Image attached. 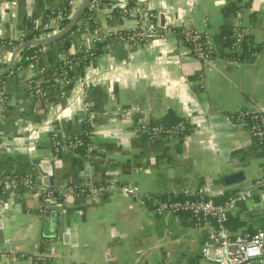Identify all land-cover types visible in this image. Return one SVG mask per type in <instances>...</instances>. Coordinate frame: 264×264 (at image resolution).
Returning a JSON list of instances; mask_svg holds the SVG:
<instances>
[{
  "label": "crops",
  "instance_id": "1",
  "mask_svg": "<svg viewBox=\"0 0 264 264\" xmlns=\"http://www.w3.org/2000/svg\"><path fill=\"white\" fill-rule=\"evenodd\" d=\"M64 9L66 0H0V39L17 40L38 26L52 35L56 20L47 15ZM122 9L130 12L123 19ZM159 13L171 17L175 30L187 26L206 35L214 65L198 61L171 34L136 47L110 40L81 69L72 62L66 74L50 75L64 54L54 42L0 81L6 99L0 177L42 181L52 175V186L45 187L61 203L58 224L39 215L38 195H0V252L6 251L0 264H211L201 259L200 244L212 223L157 216L145 202L151 196L179 200L201 190L216 201L247 191L250 197L228 215L227 228L232 234L264 230V186H256L264 153L231 118L264 112V0H106L95 26L100 34L159 29ZM235 13L250 36L240 62L230 65L224 58ZM87 32L76 29L67 55L85 44ZM10 52L1 53V68ZM30 80L41 82L37 99L28 95ZM168 112L187 125L183 137L150 141L138 133ZM84 133L89 155L65 153L51 143L54 137L64 145ZM234 171L242 180L225 186L222 176ZM111 183L134 188L137 197L116 190L90 198L58 195L70 185ZM34 254L42 260L34 261Z\"/></svg>",
  "mask_w": 264,
  "mask_h": 264
},
{
  "label": "built area",
  "instance_id": "2",
  "mask_svg": "<svg viewBox=\"0 0 264 264\" xmlns=\"http://www.w3.org/2000/svg\"><path fill=\"white\" fill-rule=\"evenodd\" d=\"M82 0H66V9L56 11L54 19L56 20V28L52 32H58L64 25L58 26V22L68 19L72 16L75 9ZM98 0H88L85 10H87V17L79 24L80 28H86L88 37L85 40V46L91 45L94 42L102 40H116L125 45L138 46L147 41L158 40L165 38L171 34L179 36L180 41L186 45L188 52L201 63L207 67L214 65L215 56L212 54V47L210 39L200 33L199 31L190 27H179L178 32L173 28L171 21L166 28L159 29H145L143 26L134 29L131 32H125L124 35L118 34L113 39H110L115 31H110L105 34H100L98 28L95 26L98 17ZM130 13L126 9L121 10L123 19ZM94 25V26H92ZM92 26V29L90 27ZM51 33L42 35L35 39L47 37ZM72 35V34H71ZM250 36V28L242 24L240 13H235L230 19L229 39L227 44V55L224 58L228 64L237 65L240 60L239 56L242 49L247 44ZM43 49V48H41ZM250 53V52H249ZM253 57L252 53L249 55ZM33 57V56H32ZM32 57H25L24 60H30ZM18 55L16 56V59ZM61 62L59 73L66 74L68 68L73 65L72 62L65 60L64 54L58 55L54 65ZM75 64V63H74ZM59 73H56L59 74ZM57 76L52 77V82L59 84L60 81ZM63 81V80H62ZM61 81V82H62ZM41 82L30 80L27 83L28 95L32 98H38L42 95L40 89ZM6 99L2 88L0 86V123L2 120V113L4 110ZM50 105V104H48ZM238 124L243 125L250 138L261 144L264 150V112L261 109L256 111H240L238 116ZM184 122L180 121L173 129H164L159 125H151L142 127L138 133L144 135L150 141L158 138L165 139H180L184 135L180 132L184 130ZM54 147H59L60 151L65 153H74V150L81 145L77 138H70L64 145H59L55 138L51 139ZM91 153L90 144H85V155ZM264 153V152H263ZM256 186H264V175L258 180ZM116 190L120 196L136 198L134 188L121 186L111 183L108 185L95 186L86 184V186L70 185L58 192V195H76L92 197L97 192H109ZM16 192H30L38 195L40 202L39 215L44 212V208L49 205L60 207L59 199L54 198L53 190L44 187L40 180L29 177H16L12 175H3L0 177V195L6 193ZM250 197L247 191H240L235 196L227 198L226 200L215 202L214 200L204 197L201 190H198L190 197L183 199H167L157 196L148 197L145 202L151 208V212L157 216L164 214L168 215H187L194 220L195 225L201 221H210L212 228L209 230L200 244V256L205 262L211 264H264V230H257L253 233H238L232 234L227 228L228 215L236 207L237 202H243ZM6 251L0 252V257H4ZM38 254H34L35 260H42Z\"/></svg>",
  "mask_w": 264,
  "mask_h": 264
},
{
  "label": "trees",
  "instance_id": "3",
  "mask_svg": "<svg viewBox=\"0 0 264 264\" xmlns=\"http://www.w3.org/2000/svg\"><path fill=\"white\" fill-rule=\"evenodd\" d=\"M106 3V0H98L97 1V8L101 9ZM48 18H54L55 17V13H51L50 15H47ZM87 17V10H85L83 12V14L81 15L80 19H79V24ZM66 24V19H63L62 21L58 22V26H62ZM79 24L76 25L68 34H66L65 36H63L62 38H60L58 41H56V43L59 44V51L64 53V57L65 60L68 62H74L76 64V67L78 69H81L84 65L87 64V62L91 59L94 58L98 55H100L102 53V50L104 48V46H106L110 40H102L100 42H94L91 45H89V47L85 46L83 43L82 45L79 46L77 52L74 55H67V49L70 46V36L71 34H73L74 32H76V29L79 27ZM94 26V25H92ZM92 26L90 27V29H92ZM178 32V30H176ZM50 32V29H41V27H36V28H32V29H28L24 34H22L17 40H6V39H0V55L3 52H10L14 47H16L19 43H22L24 41H28L31 39H35L38 38L42 35H45L46 33ZM118 34H122L124 35V32H116L115 34H112V36H110V39H113L114 37H116ZM48 44L46 45V47L52 45ZM45 46H37V47H31V48H27L22 50L21 52H19L18 54V58L15 62V64L12 67V70H15L18 67H22L24 65H26L29 61L33 60L38 51L41 48H44ZM33 56V57H32ZM25 57H32V59L30 60H24ZM61 62L53 65L50 69V75H52L53 73H57L59 71V68L61 66ZM1 68V67H0ZM5 77L2 76L0 77V81ZM239 116V112L234 113L231 115V118L234 120H237ZM180 122V120H178L177 118H175L173 116L172 113L168 112L161 120L160 122H158L157 124L154 125H159L160 127L164 128V129H173L176 127V125ZM184 126V130L180 132L181 135H185L187 132V125H183ZM85 130H87V128H84ZM77 139L80 140L81 145L79 147H77L74 152L75 153H79L81 155L84 154V147L85 144L88 143V135L87 133H84L83 135H80L77 137ZM161 139V138H158ZM156 139V140H158ZM153 141V140H152ZM256 146L258 148H260L263 152V148L261 146V144L255 142ZM263 169H264V163H263ZM219 201H223V200H216L215 202H219Z\"/></svg>",
  "mask_w": 264,
  "mask_h": 264
},
{
  "label": "water",
  "instance_id": "4",
  "mask_svg": "<svg viewBox=\"0 0 264 264\" xmlns=\"http://www.w3.org/2000/svg\"><path fill=\"white\" fill-rule=\"evenodd\" d=\"M88 0H82L77 8L75 9L72 16L68 19L66 24L56 33H53L52 35H49L47 37H43L40 39H31L28 41H24L22 43H19L16 47H14L7 59V61L4 63L3 67L0 69V77L4 76L9 72V70L12 68L14 64V60L16 56L24 49L31 48V47H37V46H46L48 44L54 43L58 41L60 38L68 34L76 25L79 24V19L83 12L85 11L86 5ZM158 18L160 19L159 27L166 28L169 23L171 22V17L167 14L159 13ZM164 19V20H163ZM242 180V173L239 171H234L233 173H229L227 175L222 176V183L225 186H231L233 184H236ZM42 185L45 187L48 184V187H51L53 184V176L50 175L49 177H44L41 181ZM56 185V184H55ZM238 190H235L233 193H237ZM54 196V195H53ZM237 205L240 207H243L242 202H237ZM53 211V213H50ZM60 212V208L54 205H49L44 208L43 216L49 217V220H58V224L60 223V217L58 216V213ZM253 211H246L248 215H251ZM264 221V219H263ZM59 230L60 226L58 225Z\"/></svg>",
  "mask_w": 264,
  "mask_h": 264
}]
</instances>
